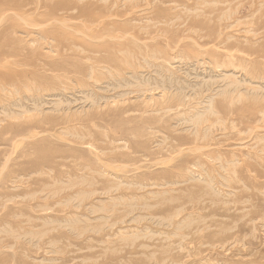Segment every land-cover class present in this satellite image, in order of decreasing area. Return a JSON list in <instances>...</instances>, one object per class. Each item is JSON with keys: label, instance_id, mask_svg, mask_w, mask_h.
I'll list each match as a JSON object with an SVG mask.
<instances>
[{"label": "rangeland", "instance_id": "374dc122", "mask_svg": "<svg viewBox=\"0 0 264 264\" xmlns=\"http://www.w3.org/2000/svg\"><path fill=\"white\" fill-rule=\"evenodd\" d=\"M36 1L0 0V264H264V0ZM43 7L123 53L32 43Z\"/></svg>", "mask_w": 264, "mask_h": 264}, {"label": "bare ground", "instance_id": "6f19581e", "mask_svg": "<svg viewBox=\"0 0 264 264\" xmlns=\"http://www.w3.org/2000/svg\"><path fill=\"white\" fill-rule=\"evenodd\" d=\"M16 1L17 0H4V2H6L7 4L10 3L8 5H11V6L15 5L17 8L19 6H18V3ZM40 2H41L40 0L36 1V3H38V5ZM38 5H37V7H38ZM75 10H78L79 13H84V16L89 17V15H91L90 11H84L80 7H76ZM36 11H37V9H36ZM131 12H133V10ZM14 15L19 16L18 14H14ZM25 16H27V15H25ZM25 16L23 15L22 18H26ZM36 16L40 19L39 25H35V24H33L32 21L24 20V19H23V25H21L19 23H15L19 26L18 28H20V32L23 35H25L26 38L29 37L32 43H34V41H40V42H43L42 44L47 45V46L52 45L54 43H55L54 46H61L62 44H64L63 47H67L69 49L75 50L79 47L80 43L83 42L84 43L83 45H85L87 39H89V41L92 42V44L96 47V48H90V51L93 52V54H99L102 57H105L102 55V53H103L107 56L106 57L107 60L104 62L112 61L113 57H114V61H115L117 58V54L123 53V51L121 49V44L115 45V44H112L111 43L112 41H111L109 43V45L111 46V48H113V54H114V55H111L110 50L107 48L109 45L106 43L107 41L105 42L106 38H112L115 42L120 41L121 39L122 40L125 39V36L123 37L121 35V33L126 29H125V26H123V24L121 22L105 21V19L102 17L92 16L91 18L86 20L87 21L86 23L81 24L75 30L76 31L75 33L77 34V36L71 37L72 34L69 31H67V25L65 24V22L58 21L55 18V11L52 8L43 7V11L39 12ZM7 17H8V15H7ZM1 20H2V18L0 19V21ZM49 21H51V23ZM15 24H13V25H15ZM56 24H58V25H56ZM74 26H77V25H72V27H74ZM114 33H119L121 36H118V37L112 36ZM33 35H35L36 39H33L30 37ZM62 42H64V43H62ZM116 47H117V49H116ZM9 48H13V46L11 45ZM4 51L7 53H13L12 52L13 50L8 51L5 49ZM94 63L97 64V67H96L97 69L95 70L94 67H91L90 72L92 74H95V71H99L100 62L99 61L92 62L91 66H93ZM104 69L107 71L109 79H107L105 82H103L102 85H113V86H110L113 89H115V88L116 89L117 88L118 89L128 88V87H132V85H147V82L151 81V79H148V81L146 83L141 84V82L138 81L137 71H135L133 69L128 74H126V73L121 74L117 69H113V68H111V69L104 68ZM156 72H157L156 75H158V78H154V79L152 78V81L154 82L156 87H157V85H169V86L175 85L174 79H172L171 77H169V78L164 77L162 75V72L159 70ZM8 84L10 85V83L6 82L4 85H8ZM150 85H152V83ZM227 85H229V84H227ZM11 88H12V90L10 92L13 91L15 93H18V90H16L17 88L13 89L12 86H11ZM133 88L135 89V87H133ZM162 88L164 89V87H162ZM226 88H225V90H226ZM170 89H171V87H170ZM2 90L4 92H7L6 91L7 89L5 87H3ZM27 90L31 91L29 88H27ZM225 90L223 91V93H228ZM124 94H125V92L122 93V96ZM212 114H214V110L211 108L210 103H208V105L203 108V111L201 113H196V115L194 117V122H195L196 126L197 127L201 126L207 130H210L212 128V126H214L215 124L214 125L209 124V126L204 125V124H206L208 122L207 116L208 115L210 116ZM230 194H232V193H230Z\"/></svg>", "mask_w": 264, "mask_h": 264}]
</instances>
